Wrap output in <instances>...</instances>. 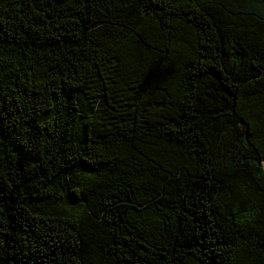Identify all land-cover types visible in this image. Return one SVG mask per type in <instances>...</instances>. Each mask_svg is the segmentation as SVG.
Instances as JSON below:
<instances>
[{
  "label": "trees",
  "instance_id": "trees-1",
  "mask_svg": "<svg viewBox=\"0 0 264 264\" xmlns=\"http://www.w3.org/2000/svg\"><path fill=\"white\" fill-rule=\"evenodd\" d=\"M0 264H264V0H0Z\"/></svg>",
  "mask_w": 264,
  "mask_h": 264
}]
</instances>
